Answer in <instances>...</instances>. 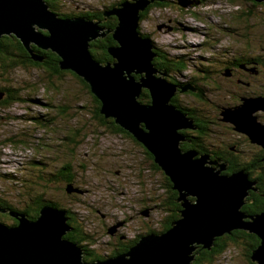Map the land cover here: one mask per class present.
I'll use <instances>...</instances> for the list:
<instances>
[{"label":"rangeland","instance_id":"1","mask_svg":"<svg viewBox=\"0 0 264 264\" xmlns=\"http://www.w3.org/2000/svg\"><path fill=\"white\" fill-rule=\"evenodd\" d=\"M116 1L62 0L60 6L63 11L76 8L81 13L91 10L96 12L112 7ZM169 1L168 7L151 10L140 25L141 33L157 45L156 49H164L171 57H186L191 67L182 75L176 76L183 82L191 81L195 73L197 79L200 78L201 64L223 65V62L227 61V58L223 57L226 53L224 51L239 42L238 34L243 32L248 34L255 45L264 40L262 21L264 16L260 18L257 15L259 18L257 19V16L251 15L253 9L250 8L252 4L250 1L217 0L211 6L201 5L199 8L193 5L197 0ZM193 11L200 14V18L192 15ZM259 11L264 12V7L259 8ZM112 15L113 13L107 15V20L97 23L98 26H102L99 34L103 35L101 39L112 34V31L103 25ZM241 16H244L243 21L252 24V28L248 31L246 27L237 26V35L229 36L227 28L231 26V21L235 22L233 18ZM175 24H179L177 29ZM39 30L35 29L36 32ZM3 38H0V44ZM243 67L244 70L255 68L253 64ZM259 69L262 71L261 75L248 76L245 84L237 81L238 78L234 82L229 81L227 74L230 71L226 73V77L224 72L221 73L211 79L212 82L220 84L210 85L211 91L208 92L207 101L202 100V103L197 102L193 96L182 93V90L189 91L188 83L181 88V93L178 95L184 105L202 110L203 115L207 117L206 120L210 118L213 124L219 122V125L212 124L210 132L213 134V143L209 142L210 145L215 144L218 149L221 147L225 149L241 143V146H238L246 154L257 152L256 146L248 143L246 136L243 137V134L234 131L230 132L234 125L224 122L222 113L226 109H234L233 105L242 95L255 93L257 96L253 98L264 96V70ZM250 71L255 75L257 68L255 71ZM51 74L53 75L49 69L44 72L30 70L13 74L12 84L20 93L21 101L10 106H0V197L9 198L18 195L17 203L20 208H24L26 203H31L30 193L35 196L44 195L47 200L66 209L68 214L73 213L74 216H78L79 222L75 225L84 227L85 232L96 240L95 242L86 240L84 247L90 245L88 248L97 251L99 258H102L100 260L105 262L113 253L112 250L118 239L117 233L125 240L128 236L134 241L142 235L151 234L149 227L161 231L163 220L169 217L167 212L159 209L163 197L168 193L165 188V178L152 168L151 162L143 158L140 146L129 135L118 136L117 133H111L110 129L101 126L94 114L95 98L87 92L76 75L67 74L65 80L58 77L55 80L53 77L50 78ZM154 76L164 79L165 73L158 71ZM138 77L140 81L141 76L137 75L136 78ZM241 77H244V74L241 73ZM54 80L56 85L50 83ZM199 81L205 82L201 79ZM3 95L0 93V99ZM242 104L243 101L240 105ZM50 105L59 109L54 111ZM63 111L67 112L64 117ZM46 114L54 117V126L48 127V124L43 122ZM254 116L258 117V123L264 125V112L257 111ZM186 117L189 119L188 116ZM46 120L48 121V117ZM184 132L196 136L193 130L181 131L182 134ZM71 139H76V142L74 140L73 143L70 142ZM188 141H191L190 138L185 140ZM185 142L182 141V144ZM191 145L194 146V142ZM211 148L215 149L212 146ZM205 156L209 159L213 158L211 155ZM212 160L221 164L220 159ZM39 162L40 164H37ZM65 162L73 165L76 171L75 185L72 188L67 185V188L71 189L69 194L72 192L74 196L65 192L66 184H42L46 181L43 179L45 173L47 175L56 173ZM214 166L219 172L224 173L228 165L222 163L221 166ZM191 199L194 197L191 196ZM143 212L145 214L149 212L155 217V221H150V218L141 215ZM0 215H3L0 216L2 221L12 224L11 218L6 213ZM66 218L69 219L70 226L71 217L66 216ZM194 258L196 259V254ZM211 264H247V261L238 250H231L223 257L217 256L215 263Z\"/></svg>","mask_w":264,"mask_h":264},{"label":"water","instance_id":"2","mask_svg":"<svg viewBox=\"0 0 264 264\" xmlns=\"http://www.w3.org/2000/svg\"><path fill=\"white\" fill-rule=\"evenodd\" d=\"M159 1L164 0L126 2L112 12L120 21L114 35L119 46L110 49L115 62L105 66L91 54L90 44L100 38L102 30L97 23L62 19L46 0H0V38L15 36L30 51L34 43L56 52L63 59V70L76 72L91 86V93L102 102V115L114 118L154 155L183 205L182 219L167 233L146 235L129 253L94 263L85 261L84 249L65 238L72 232L67 211L48 206L35 222L12 213L20 225L0 223V264H193L199 247L212 250L217 238L237 230L261 239L253 261L264 264V215L246 222L248 217L242 212L254 189L249 175L244 171L223 175L209 157L182 149L186 138L181 131L193 129L192 122L173 105L179 88L154 76L158 73L153 64L155 45L139 32L141 13ZM135 75H141V80ZM145 90L151 94L152 105L139 102ZM243 102L224 110V121L264 149V125L254 116L264 112V97Z\"/></svg>","mask_w":264,"mask_h":264},{"label":"trees","instance_id":"3","mask_svg":"<svg viewBox=\"0 0 264 264\" xmlns=\"http://www.w3.org/2000/svg\"><path fill=\"white\" fill-rule=\"evenodd\" d=\"M47 4L50 8V10L56 14H58L62 19H79V18H89L93 22L99 23L103 22L104 20H107V15L115 11L116 9H119L124 3L126 2H137L138 0H117L113 6L107 7L104 11H88V12H78L76 8H73L71 11H63L60 0H46ZM217 0H197L193 5H195V8L201 7V5L205 6H211L215 4ZM231 1H238V0H231ZM245 1V0H244ZM252 2L250 5V8L253 9L252 16L256 17L259 15L264 16V12H260L259 8L264 7V3L259 4L255 0H246ZM170 1L164 0L156 2L154 5H151L145 12L141 13V22L140 25L143 24V22L148 17L151 10L157 7L164 8L168 7ZM176 3V2H174ZM172 5V4H171ZM180 6L179 4H177ZM192 15H195L196 17L200 18V14H197L196 12H192ZM244 16H241L240 18H233L236 21H231V26L227 23L229 26L227 28L228 35L232 37V34H236V31H238L237 26H242L243 28L246 27L249 31L252 28V24H249L247 21H243ZM253 17V18H254ZM108 22H105L103 25L106 27V29L111 30L112 33L110 36H108L105 39H98L96 41H93L91 46V54L93 57L103 65H108L109 63H114L115 60L110 54V49L118 47V43L115 40V32L117 28L120 25L119 18L117 16L112 15L109 17ZM257 19L258 16H257ZM264 22V20H262ZM233 25V26H232ZM101 28L102 26L99 25ZM179 27V24H175V29ZM174 29V30H175ZM49 35L47 31H44ZM139 32L141 33V26L139 28ZM231 33V34H230ZM143 34V33H141ZM144 37L146 35L143 34ZM148 36V35H147ZM238 41L234 45H232L230 48H227L224 52L225 55L224 58H227V61L223 62V65H199L200 70V78L197 79L195 76L197 73H195L194 77H191V81L189 82H183L180 79H178L177 75H182L187 71L188 68H190V64L185 56H176L171 57L164 49L157 48L155 50V53L157 54V57L155 58L153 64L156 67V69L160 72L165 73L164 79L168 84H171L172 86L179 87V95L181 93V88L184 87L185 83L189 84L188 92H185L182 90V93H185L186 96H193L198 101H207L206 98L208 97V92L211 91L210 85H219L218 82H212L211 79L218 77L221 73L224 72V76L227 72L230 71L229 74V81L232 80V82L237 79L240 83H247L246 80H248L249 77H257L260 76L262 71L259 69L264 70V40L260 41L258 45H255L252 40H250L248 34H245L244 32L242 34L237 35ZM14 39L16 37H13ZM12 38V39H13ZM9 40L5 43V41H2L3 44H0L1 48H6L5 50H0V93L4 94L3 98L0 100V106L1 105H14L15 103L21 101V95L20 93L14 89L13 83V74L19 71H41L44 72L45 70L49 69L53 73V75H50V78L53 77L56 80V77L60 78L61 80H65L67 74L76 75L72 71L63 70L61 63L63 59H61L56 53L53 51H43L44 49L40 48L37 45H33L34 52L38 55H35L34 52L32 53L26 45L23 43L22 40ZM233 39V38H231ZM207 45V44H206ZM40 58H46L45 61H38L36 60L37 57ZM253 67L257 68V71L255 75H249L247 72H242L241 68L245 65H252ZM215 66V67H214ZM219 66V67H218ZM255 68H250L249 70H255ZM241 70V71H240ZM219 72V73H218ZM232 73L236 74L231 79ZM244 74V77H241ZM246 75V76H245ZM249 76V77H248ZM76 77L82 82V84L86 87L87 92L91 93V86L84 81V79L80 78L78 75ZM137 77V76H136ZM226 77V76H225ZM240 77V78H239ZM137 79H140L138 77ZM203 81H209L211 83H205L200 82L199 80ZM50 81V83H53V85H56V81ZM216 80V79H214ZM250 81H248L249 83ZM250 85H252L250 83ZM248 86V85H247ZM250 89V88H249ZM264 91V90H263ZM92 98H95V112L97 119H99V122L101 123V126L110 129L111 133H117L118 136L122 135H129L131 139H133L141 148L140 153L143 154V158L147 159L148 162H151L152 168L159 174H162L165 178V188L168 190V193L166 197H163V202L159 209L163 212H167L169 214V217L165 218L163 220V227H161V231L152 230L151 227L150 233L151 234H163L170 231L174 224L177 223L179 220L182 219V211H183V205L180 202V193L176 190H174V185L172 181L166 176L163 169L159 167L155 162V157L152 155L149 150L141 144L132 134L127 132L122 127L118 126L116 123V120L114 118L106 119L104 115H102L101 111L103 108L102 102L90 94ZM179 95L173 99V105L180 111H182L185 115L188 116L189 120L193 124V130L196 134V136H193L191 133L184 132V135L186 138H190L191 141L185 142L182 144V149L185 152L188 151H195L199 153L201 157L205 155H211L210 161L213 162L212 159H220L219 162L226 163L228 166H226V171L222 173L226 176H232L239 172L244 171L246 174L249 175V179L253 181L254 183V189L250 192V196L246 199V205L243 207L242 212L250 215V216H257V215H264V149L258 145L256 146L257 152H252L250 154H246L244 151L240 150L239 146H241V143H238L236 145H233L231 148L226 147L225 149H218L213 144H209V142L213 143V134H211V127L213 124V121L208 120L206 116L203 115V111L198 108H190L184 105L179 98ZM254 96H257L255 93L248 94L246 96L242 95L233 106L240 105L244 99H251ZM139 102H141L144 105H152V97L148 90L143 91V95L141 96ZM264 97V96H263ZM202 103V102H201ZM53 110L59 109L58 107H54V105H50ZM223 110V109H222ZM63 117L67 112L63 111ZM222 113V112H221ZM221 115V114H220ZM48 117V121L46 118ZM202 118V119H201ZM219 118V117H218ZM220 119V118H219ZM39 121V119H38ZM43 122L48 124V127L54 126L55 119L52 115L46 114V117H44ZM213 125H219V122H214ZM230 129V128H229ZM234 131L237 132L235 129V126H232L230 129V132ZM239 133V132H237ZM245 137V135L243 136ZM248 143L253 144L252 141L246 136L245 137ZM73 140L76 142V139L69 140L73 143ZM194 142V146L191 145V143ZM239 145V146H238ZM67 146V145H66ZM211 146L215 149H212ZM133 153V151H132ZM134 154V153H133ZM216 163V162H214ZM37 164H40L37 163ZM39 169V167H38ZM37 169V170H38ZM43 172V171H42ZM116 174V172H115ZM118 174V173H117ZM43 178L46 181H43L42 184H66L65 192L68 193V195L74 196V194H69L68 187L72 188L75 184V177H76V171L73 165L67 164L66 162L64 165L57 170L54 174H48L45 173ZM41 178V177H40ZM50 178L49 180H47ZM76 190V189H75ZM32 198H29L31 203H26L24 208H20L17 201H18V195H13V197H0V208H2L5 213L8 215V217L11 218L12 224H7L4 221L0 219V223L5 224L9 227L18 226L20 225V222L18 219L12 217L10 214H16V215H27L28 219L31 221H37L41 216V211L45 206H51V204L58 208L61 211H66V209L62 207H58V204L55 202L53 203L50 200H47V197H44V195H38L36 196L33 193H30ZM161 199V200H162ZM195 202V199H191ZM60 206V205H59ZM9 212V213H7ZM68 212V211H67ZM3 216V215H0ZM68 217H71L70 220V228L72 229V232L68 233L65 237L67 240L79 245L80 247L84 248V254H85V261L87 262H99L102 259L101 257L97 255V251L90 250L88 247H84V242L86 240H90L91 235L85 232V228L82 226L75 225L78 221V216H74L73 213H69ZM75 219H74V218ZM147 226V225H146ZM164 228V229H163ZM142 235L141 238H138L129 245H126L128 248L126 251L120 252L118 255H124L130 252L132 248H134L139 241L143 238ZM261 245V239L258 238L255 235H250L247 232H240V231H234L231 234H227L224 237L217 238L214 244V247L212 250H205L203 248H199L196 254V259L193 262V264H211L215 263L217 260V256L223 257L226 252L231 250H238L240 254L243 255V258L247 261V264H254L253 261V255L254 252L260 247ZM110 258V257H109ZM111 259V258H110ZM108 261V260H107ZM102 262V261H101Z\"/></svg>","mask_w":264,"mask_h":264},{"label":"flooded vegetation","instance_id":"4","mask_svg":"<svg viewBox=\"0 0 264 264\" xmlns=\"http://www.w3.org/2000/svg\"><path fill=\"white\" fill-rule=\"evenodd\" d=\"M60 1H62V0H60ZM65 1H67V0H65ZM13 37L12 36H4V40L3 41H5V43L7 42V41H9V40H13L12 39ZM101 39V38H100ZM14 40H16V38L14 39ZM3 44V43H2ZM5 50L6 48H0V50ZM32 53L34 52V50H33V47H32ZM43 51H46V52H48V51H51V50H43ZM34 54L35 55H37L35 52H34ZM38 56V55H37ZM36 56V57H37ZM40 58V57H39ZM42 59V60H41ZM45 59L46 58H40V59H38V58H36V60H38V61H45ZM248 70H244V67H242L241 68V70H242V72H247L249 75H251L252 76V74L250 73V72H252V71H250L249 69L250 68H247ZM240 70V71H241ZM255 71V70H254ZM257 74V73H256ZM236 74H234V73H232V75H231V79L233 78V76H235ZM179 94V93H178ZM178 94H177V96H178ZM1 100V99H0ZM106 133H108V132H105V134ZM183 135H184V133H183ZM185 136V135H184ZM186 137V136H185ZM187 139V138H186ZM118 175H119V172H118ZM83 194H85V192L83 193ZM250 196V195H249ZM246 205V204H245ZM141 215H144V216H146L147 218H150L149 220L151 221H155V217L154 216H152L149 212H148V214H145V212H143V213H141ZM248 218L246 219V221H250V220H252L251 218H256V217H258L259 215H257V216H250V215H247V214H245ZM152 216V217H151ZM74 218V217H73ZM72 219V218H71ZM75 219V218H74ZM148 220V221H149ZM129 222V221H128ZM127 222V223H128ZM127 223H126V225H127ZM125 229H126V227H125ZM237 231H240V232H247V233H249L250 235H255V236H257L256 234H254V233H251V232H249V231H245V230H237ZM107 232V231H106ZM117 233V232H116ZM118 234V235H117ZM116 235H117V237H118V239H116V245H115V247L113 248V250H112V255H110V258H115V257H117L118 256V254L120 253V252H122V251H126V249L128 248V246H126V245H129V243H131L132 242V240H131V238H129L128 236L126 237V240L123 238V237H121L120 235H119V233H117ZM258 237V236H257ZM259 238V237H258ZM90 240L92 241V240H94L93 242H95L96 240H95V238H93V237H91L90 238ZM129 240H131V241H129ZM125 243H127L126 245H121V244H125ZM92 245H94V244H92ZM261 245H262V241H261ZM260 245V246H261ZM199 248H202V247H199ZM84 249V248H83ZM198 251V250H197ZM109 258V259H110ZM255 264V263H254Z\"/></svg>","mask_w":264,"mask_h":264},{"label":"bare ground","instance_id":"5","mask_svg":"<svg viewBox=\"0 0 264 264\" xmlns=\"http://www.w3.org/2000/svg\"><path fill=\"white\" fill-rule=\"evenodd\" d=\"M34 28L36 29V30H39V27L38 26H34ZM48 32V31H47ZM49 33V32H48ZM112 33H114V32H112ZM49 35H50V33H49ZM100 37H103V35H99ZM15 37V36H14ZM54 53H56V52H54ZM57 54V53H56ZM115 60V59H114ZM68 71H71V70H68ZM72 72H74V71H72ZM76 75H78L76 72H74ZM138 76H141V75H138ZM81 78V77H80ZM179 88V87H178ZM94 95V94H93ZM95 96V95H94ZM96 97V96H95ZM176 97V95L174 96V98ZM225 122V121H224ZM217 164L219 165V166H221V164L220 163H218L217 162ZM195 199V198H194ZM46 207H48V206H45L44 208H46ZM52 207H54V206H52ZM43 208V209H44ZM1 209V208H0ZM3 210V209H2ZM2 213H5V211L3 210V212ZM22 215H25V214H22ZM27 216V215H26ZM2 224V223H1ZM5 225V224H4ZM7 226V225H6ZM9 227V226H8ZM84 259H85V254H84ZM99 262H101V261H99Z\"/></svg>","mask_w":264,"mask_h":264},{"label":"clouds","instance_id":"6","mask_svg":"<svg viewBox=\"0 0 264 264\" xmlns=\"http://www.w3.org/2000/svg\"><path fill=\"white\" fill-rule=\"evenodd\" d=\"M154 5V4H153ZM91 12H94V11H92L91 10ZM54 13V12H53ZM56 14V13H55ZM58 15V14H57ZM83 19H85V18H83ZM86 19H89V18H86ZM90 21H92L91 19H89ZM93 22V21H92ZM94 23H96V22H94ZM45 34H47V33H45ZM100 39V38H99ZM118 43V42H117ZM155 46H157L155 43H153ZM178 93H179V91H178ZM238 106H240V105H238ZM238 106H235V107H238ZM186 138V137H185ZM255 145V144H254ZM201 157V156H200ZM209 162H212V161H210V159H209ZM118 256H120V255H118ZM112 259V258H111ZM110 260V259H109Z\"/></svg>","mask_w":264,"mask_h":264}]
</instances>
